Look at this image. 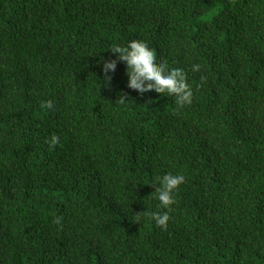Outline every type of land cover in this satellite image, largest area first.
I'll list each match as a JSON object with an SVG mask.
<instances>
[{
  "label": "trees",
  "instance_id": "16d2710c",
  "mask_svg": "<svg viewBox=\"0 0 264 264\" xmlns=\"http://www.w3.org/2000/svg\"><path fill=\"white\" fill-rule=\"evenodd\" d=\"M133 39L190 104L105 81ZM0 264H264V0H0Z\"/></svg>",
  "mask_w": 264,
  "mask_h": 264
},
{
  "label": "clouds",
  "instance_id": "9594fccd",
  "mask_svg": "<svg viewBox=\"0 0 264 264\" xmlns=\"http://www.w3.org/2000/svg\"><path fill=\"white\" fill-rule=\"evenodd\" d=\"M113 53V59L101 58V71L104 79L110 82L111 73L116 71L119 62L126 65L127 88L135 90L142 95L153 92L174 96L178 107H183L192 102L193 90L186 80L185 71L180 67H167L164 63L158 61L157 52L148 46V44L139 39H133L126 45H113L110 48ZM198 64H193V70L199 69ZM127 94L121 92L117 101L123 102ZM116 101V102H117ZM48 102V107H51ZM52 147L59 142L57 135H52L47 141ZM185 181L183 174L165 173L162 176H154L148 185L154 187V196L159 202L158 207L163 211H149L135 213L139 218L142 215L150 216L157 227L167 228L170 219L169 212L174 201V193Z\"/></svg>",
  "mask_w": 264,
  "mask_h": 264
}]
</instances>
